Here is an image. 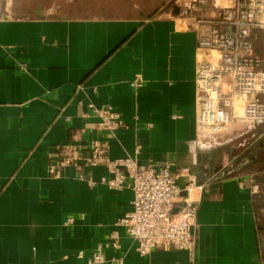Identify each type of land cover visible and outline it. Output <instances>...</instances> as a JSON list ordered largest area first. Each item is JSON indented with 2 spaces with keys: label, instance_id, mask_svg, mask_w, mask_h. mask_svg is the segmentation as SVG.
I'll list each match as a JSON object with an SVG mask.
<instances>
[{
  "label": "crops",
  "instance_id": "crops-1",
  "mask_svg": "<svg viewBox=\"0 0 264 264\" xmlns=\"http://www.w3.org/2000/svg\"><path fill=\"white\" fill-rule=\"evenodd\" d=\"M166 2L81 0L85 14L0 17V264H79L114 232L120 246L106 255L124 264H264V125L198 135L197 68L209 57L198 41L217 24L211 11L180 16ZM106 106L125 122L113 134L94 113ZM95 139L112 159L173 163L181 185L194 182V262L174 248L138 253L117 224L134 193L101 183L105 165H59L65 148L87 157ZM230 158L234 171H223Z\"/></svg>",
  "mask_w": 264,
  "mask_h": 264
},
{
  "label": "built area",
  "instance_id": "built-area-1",
  "mask_svg": "<svg viewBox=\"0 0 264 264\" xmlns=\"http://www.w3.org/2000/svg\"><path fill=\"white\" fill-rule=\"evenodd\" d=\"M171 1L173 8L178 9V15L211 11L213 16L207 18L217 24L198 41V48L209 56L197 68L198 135L203 139L218 138L227 136L233 124L241 126L244 133L247 129L264 125L263 60L253 47L256 31L264 30V0ZM132 84L142 86L139 78ZM94 113L103 131L113 134L125 127L121 114L112 106L94 108ZM140 149L138 146L137 151ZM59 158L62 167H77L80 161L90 166L105 165L110 176L103 177L101 183L114 190L129 188L133 191L132 209L117 224L125 228L141 256L154 249L174 248L187 251L190 260H196L198 240L193 226L197 220L199 200L192 193L195 188L193 181L185 185L178 182V175L172 171L173 163L159 166L148 162L142 165L131 157L112 159L108 142L101 139L92 141L87 157H82L78 147L69 146L59 153ZM235 159L230 158L223 171H234ZM51 172L59 173L56 166L51 167ZM78 177L90 186L98 183L82 172ZM254 182L252 177L251 183ZM238 184L245 186L240 178ZM258 189L254 183L253 191L258 192ZM180 202H183L181 210L172 215V210ZM73 222V218L67 221ZM119 246V235L114 232L108 241L98 244L86 257L85 252L80 251L78 256L85 259L79 264H124L122 257L106 255L107 248Z\"/></svg>",
  "mask_w": 264,
  "mask_h": 264
},
{
  "label": "rangeland",
  "instance_id": "rangeland-1",
  "mask_svg": "<svg viewBox=\"0 0 264 264\" xmlns=\"http://www.w3.org/2000/svg\"><path fill=\"white\" fill-rule=\"evenodd\" d=\"M80 1L81 0H0V17H38L43 13H48L49 10L53 12L52 14H59L61 13L60 11L66 10L67 13L65 15L72 16V14L69 13L73 12L72 10L75 9L78 10L79 14H85L81 12ZM171 2V0H167L166 6L174 7ZM72 4L75 6L73 5L70 7ZM258 55L261 58L263 57L261 54ZM208 59L204 58L202 61H207Z\"/></svg>",
  "mask_w": 264,
  "mask_h": 264
},
{
  "label": "trees",
  "instance_id": "trees-1",
  "mask_svg": "<svg viewBox=\"0 0 264 264\" xmlns=\"http://www.w3.org/2000/svg\"><path fill=\"white\" fill-rule=\"evenodd\" d=\"M253 47L256 54H261L263 57L264 68V30H257L256 35L253 38Z\"/></svg>",
  "mask_w": 264,
  "mask_h": 264
},
{
  "label": "water",
  "instance_id": "water-1",
  "mask_svg": "<svg viewBox=\"0 0 264 264\" xmlns=\"http://www.w3.org/2000/svg\"><path fill=\"white\" fill-rule=\"evenodd\" d=\"M184 196H186V192L183 193ZM183 205V202H180L177 204V206L172 210V215L177 214L181 210V206Z\"/></svg>",
  "mask_w": 264,
  "mask_h": 264
}]
</instances>
